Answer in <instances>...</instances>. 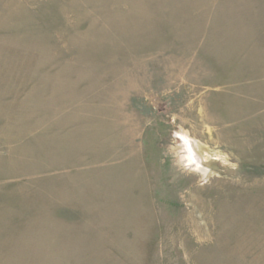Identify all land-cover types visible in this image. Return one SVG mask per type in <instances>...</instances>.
Masks as SVG:
<instances>
[{"label": "rangeland", "instance_id": "1", "mask_svg": "<svg viewBox=\"0 0 264 264\" xmlns=\"http://www.w3.org/2000/svg\"><path fill=\"white\" fill-rule=\"evenodd\" d=\"M0 264H264V0H0Z\"/></svg>", "mask_w": 264, "mask_h": 264}, {"label": "bare ground", "instance_id": "2", "mask_svg": "<svg viewBox=\"0 0 264 264\" xmlns=\"http://www.w3.org/2000/svg\"><path fill=\"white\" fill-rule=\"evenodd\" d=\"M180 149H182L184 151V157L182 159L181 164H184V166H188V167H193L195 169H200V160L197 159V157H195L190 151H188V147H186L185 145H182L180 147Z\"/></svg>", "mask_w": 264, "mask_h": 264}]
</instances>
